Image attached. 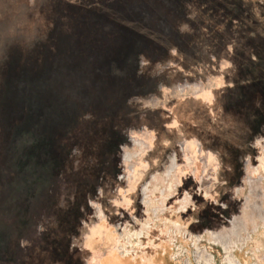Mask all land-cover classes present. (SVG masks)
Instances as JSON below:
<instances>
[{
	"label": "rangeland",
	"instance_id": "1",
	"mask_svg": "<svg viewBox=\"0 0 264 264\" xmlns=\"http://www.w3.org/2000/svg\"><path fill=\"white\" fill-rule=\"evenodd\" d=\"M261 159L264 0H0V264H101L102 221L263 249Z\"/></svg>",
	"mask_w": 264,
	"mask_h": 264
},
{
	"label": "built area",
	"instance_id": "2",
	"mask_svg": "<svg viewBox=\"0 0 264 264\" xmlns=\"http://www.w3.org/2000/svg\"><path fill=\"white\" fill-rule=\"evenodd\" d=\"M231 223L226 221L219 230L196 233L177 226L167 239L171 261L174 264H229V255H241L243 260L237 259V264H264V248H249L254 233L234 228ZM221 232L225 234L219 235Z\"/></svg>",
	"mask_w": 264,
	"mask_h": 264
},
{
	"label": "crops",
	"instance_id": "3",
	"mask_svg": "<svg viewBox=\"0 0 264 264\" xmlns=\"http://www.w3.org/2000/svg\"><path fill=\"white\" fill-rule=\"evenodd\" d=\"M260 161H261V164L263 165L264 160L261 159ZM244 210H246L245 206H244ZM262 211H263V217H264V208H262ZM262 223H263L262 224L263 226L264 219L262 220ZM256 231L257 230H255V232ZM102 236L105 239L109 240V242H111L113 246H112L111 251L108 252L103 257L101 264H174L170 259V247L168 244H162L161 246H158L159 250H157L156 253L151 256L147 255L146 257H141L140 259L123 258L119 255V253H122V252L117 250V245H119V241L117 240L116 230L113 231L112 229L107 228L103 221L96 227V229L92 230L87 236V241H88L89 246L90 247L96 246L101 240ZM235 258L239 259L242 262L241 255H236Z\"/></svg>",
	"mask_w": 264,
	"mask_h": 264
},
{
	"label": "flooded vegetation",
	"instance_id": "4",
	"mask_svg": "<svg viewBox=\"0 0 264 264\" xmlns=\"http://www.w3.org/2000/svg\"><path fill=\"white\" fill-rule=\"evenodd\" d=\"M176 165H177V164H176V162H175V159H173V160H172V163H171V167H170V169H169L168 172H167V175H168L169 177H171V175L173 174ZM133 173H134V172H133ZM147 190H148V188H146L145 193H147ZM254 210H256L258 213L261 212V208H260L259 205H257V204L254 205ZM231 225H232L233 227H237L238 225H240L241 228L244 229V224H243L242 220H240V219H239V220H238V219H234L233 222L231 223ZM238 229H240V228L238 227ZM119 251L122 252V253L124 254L123 248L119 249ZM125 255H126V254H125ZM128 256H129V255H128ZM227 261H228L229 264H237V262H236V260H235V257H232L231 255H229V256L227 257Z\"/></svg>",
	"mask_w": 264,
	"mask_h": 264
}]
</instances>
